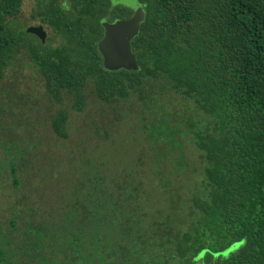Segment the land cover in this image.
Segmentation results:
<instances>
[{
    "label": "trees",
    "instance_id": "16d2710c",
    "mask_svg": "<svg viewBox=\"0 0 264 264\" xmlns=\"http://www.w3.org/2000/svg\"><path fill=\"white\" fill-rule=\"evenodd\" d=\"M138 2L145 17L129 42L137 68L108 69L97 48L101 20L129 18V7L34 0L31 17L62 39L50 46L28 40V26L14 28L22 0H0V80L26 44L44 93L56 105L68 95L50 119L58 139L70 135L68 111L83 110L89 83L107 104L136 93V115L151 139L148 159L137 153L134 165L115 172L53 149L61 167H52L68 162L74 169L49 194L44 182L33 186L40 171L47 178L45 157L36 163L37 142L6 137L0 111V264H264V0ZM164 92L201 115L186 121L195 155L186 161L177 154L175 175L159 159L171 153L150 150L158 138L175 144L168 132L175 127L141 113L147 104L156 110ZM80 160L87 168L75 176ZM24 182L33 199L17 192Z\"/></svg>",
    "mask_w": 264,
    "mask_h": 264
},
{
    "label": "rangeland",
    "instance_id": "374dc122",
    "mask_svg": "<svg viewBox=\"0 0 264 264\" xmlns=\"http://www.w3.org/2000/svg\"><path fill=\"white\" fill-rule=\"evenodd\" d=\"M34 7V0H22L21 12L13 21L14 28L25 30V27L29 25L41 24L36 18L31 17ZM43 27L46 30V37L43 43L55 46L62 42L60 36L54 34L50 27L47 25H43ZM27 39L35 41L33 36ZM128 63L127 60L122 62L119 57L118 62L106 61L105 66L118 68L123 65L126 66ZM148 83L150 84V82ZM155 87L158 86L155 85ZM86 88L87 101L85 107L81 112L68 111L70 135H68L67 139L61 140L53 133L50 119L58 107L68 105V95L64 94L62 104L56 105L44 93L43 79L30 60L26 44H23L20 50L15 53L5 72V77L0 80V111L4 113L2 119L6 123V134L1 130L6 137L9 136L15 142L24 138L37 142L36 150L40 152L37 153L36 163L42 162L43 159L40 158L45 157L44 160L47 165H44L42 169L47 173V178L40 177L42 173L40 171L38 173L39 177H35L33 180V186L44 182L49 187V194L51 185L72 178L74 169V165L68 162H62L63 167L60 170L52 167L53 165L58 168L61 167L57 159H51V157H55L51 156L53 149H65L57 152L56 156L58 157L61 154L60 158L62 156L69 158L72 153L79 155L78 157L83 158L82 160L87 161L88 164L95 165L94 171L103 169L115 172L120 168L134 165L137 153L144 159L149 157L146 154V150L148 149L147 143L151 139H146L147 129L142 128L140 115H136L142 107V101H140L139 96L131 92L129 97L115 98L112 103L107 104L96 98L91 91L92 86L90 83L87 84ZM146 92V88L142 89L141 96L147 97ZM166 92L169 93L168 91ZM166 92L163 93L164 95L162 94L160 105L156 110L154 104H147L142 108L144 112L141 113H144L147 120L153 123L157 122L160 127H166L163 121L167 123L168 128L175 127V130H168V132L174 134L175 144L169 145L165 138H158L156 140L158 144H155L156 148L150 147V150L155 153L161 152L156 151L157 148L161 149L163 153H171H169V157L161 155L159 159L161 160L162 168L168 174L172 173L171 175H175L173 163L176 161V155L182 152L186 161H191L195 155L189 140V126H187L186 121L189 117L201 118V115L192 108L193 106L190 102L176 94L168 96ZM155 105L157 106L158 104ZM162 109H164L166 116L163 115ZM129 111H132V113L130 114ZM157 132L156 134H158ZM40 139L43 140V149ZM144 142L145 147L142 146ZM178 142L180 145H177ZM68 144H72V146L69 147L67 146ZM43 152L45 155H43ZM82 160L77 163L76 168L78 169L79 167L81 169L75 176L78 173H82L84 168H87L81 164ZM189 173L192 177L193 172ZM48 176H50L49 179ZM17 192L20 193V196L21 194L24 196L30 195V199L35 197V194L31 192V185L25 182ZM235 244L223 252L226 254Z\"/></svg>",
    "mask_w": 264,
    "mask_h": 264
},
{
    "label": "water",
    "instance_id": "95a60500",
    "mask_svg": "<svg viewBox=\"0 0 264 264\" xmlns=\"http://www.w3.org/2000/svg\"><path fill=\"white\" fill-rule=\"evenodd\" d=\"M114 4H123L132 10L129 18H116L112 21L101 20L103 26V36L97 43L98 50L103 55V62H118L119 57L122 62L127 60L126 69H136L137 63L134 54L130 50V39L137 33L140 23L144 20L145 13L141 4L137 0H111ZM26 31L35 34L41 41L45 40L46 32L41 25L28 26ZM107 67V66H106ZM118 67V68H120ZM108 69H116L109 68Z\"/></svg>",
    "mask_w": 264,
    "mask_h": 264
},
{
    "label": "flooded vegetation",
    "instance_id": "af4514ba",
    "mask_svg": "<svg viewBox=\"0 0 264 264\" xmlns=\"http://www.w3.org/2000/svg\"><path fill=\"white\" fill-rule=\"evenodd\" d=\"M37 25H41L42 27H43V25L42 24H37ZM37 25H34V26H37ZM29 26H31V25H29ZM43 29H44V27H43ZM45 30V29H44ZM45 32H46V30H45ZM31 34V33H30ZM32 36L34 37V38H36L35 39V41H37V39H39V37H37L35 34H32ZM46 37V36H45ZM101 39V38H100ZM40 40V39H39ZM41 41V40H40ZM45 41V40H44ZM44 41H41L42 43L44 42Z\"/></svg>",
    "mask_w": 264,
    "mask_h": 264
}]
</instances>
